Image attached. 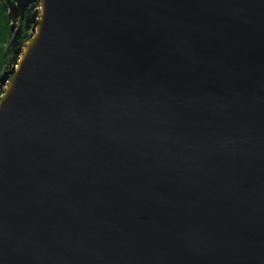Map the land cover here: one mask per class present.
Wrapping results in <instances>:
<instances>
[{
    "label": "water",
    "instance_id": "1",
    "mask_svg": "<svg viewBox=\"0 0 264 264\" xmlns=\"http://www.w3.org/2000/svg\"><path fill=\"white\" fill-rule=\"evenodd\" d=\"M0 264H264V0H51L0 118Z\"/></svg>",
    "mask_w": 264,
    "mask_h": 264
},
{
    "label": "bare ground",
    "instance_id": "2",
    "mask_svg": "<svg viewBox=\"0 0 264 264\" xmlns=\"http://www.w3.org/2000/svg\"><path fill=\"white\" fill-rule=\"evenodd\" d=\"M38 2L40 3L39 5H40L41 19L36 26L35 36L26 42L25 47L22 53L20 54V57L13 66L12 69L13 73L10 79L11 82L9 81L0 100V118L2 113L9 106L13 98L18 77L20 76V74L24 69H26L27 71H30L32 69L34 60L38 54L39 47L41 45V40L45 29V23H46L49 7L51 4V0H38ZM27 9H29V7H26L24 5L21 4L15 5L9 3L8 17L11 21L16 20L20 18Z\"/></svg>",
    "mask_w": 264,
    "mask_h": 264
},
{
    "label": "rangeland",
    "instance_id": "3",
    "mask_svg": "<svg viewBox=\"0 0 264 264\" xmlns=\"http://www.w3.org/2000/svg\"><path fill=\"white\" fill-rule=\"evenodd\" d=\"M39 4L40 3L38 1L35 2L31 7H29V9H27L22 14V16L20 18H18L16 20H12V21L9 20L10 30L12 29L11 30L12 39L10 41V45H12L13 42L15 41V36L19 30H20L19 34L24 37V40L15 47L14 54H13L14 57L11 60V64H10L8 70L13 69V66L15 65L18 58L20 57V54L22 53L26 42L29 41L32 37H34L36 34V26L41 19L40 5ZM20 20H22V21H20ZM10 78H11V75H9L7 78H6V76H4L3 80L0 82V91H2V90L5 91L8 83H9Z\"/></svg>",
    "mask_w": 264,
    "mask_h": 264
},
{
    "label": "trees",
    "instance_id": "4",
    "mask_svg": "<svg viewBox=\"0 0 264 264\" xmlns=\"http://www.w3.org/2000/svg\"><path fill=\"white\" fill-rule=\"evenodd\" d=\"M12 32L10 30V22L8 19V7L5 0H0V78L8 71L11 60L14 57L15 47L22 42L23 36L15 38V41L10 45ZM4 90L0 91V99Z\"/></svg>",
    "mask_w": 264,
    "mask_h": 264
},
{
    "label": "flooded vegetation",
    "instance_id": "5",
    "mask_svg": "<svg viewBox=\"0 0 264 264\" xmlns=\"http://www.w3.org/2000/svg\"><path fill=\"white\" fill-rule=\"evenodd\" d=\"M20 21H22V20H20ZM19 33H20V30L17 32V34H16L15 38L17 37V35H18V37H20V36H21ZM23 40H24V37H23L22 41H23Z\"/></svg>",
    "mask_w": 264,
    "mask_h": 264
}]
</instances>
